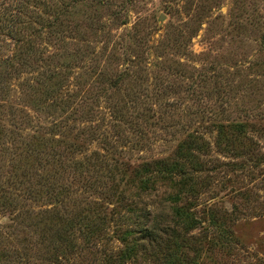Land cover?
I'll list each match as a JSON object with an SVG mask.
<instances>
[{
	"label": "rangeland",
	"instance_id": "374dc122",
	"mask_svg": "<svg viewBox=\"0 0 264 264\" xmlns=\"http://www.w3.org/2000/svg\"><path fill=\"white\" fill-rule=\"evenodd\" d=\"M0 264H264V0H0Z\"/></svg>",
	"mask_w": 264,
	"mask_h": 264
},
{
	"label": "trees",
	"instance_id": "16d2710c",
	"mask_svg": "<svg viewBox=\"0 0 264 264\" xmlns=\"http://www.w3.org/2000/svg\"><path fill=\"white\" fill-rule=\"evenodd\" d=\"M193 153H194V152H192V151H190V152H188V153L185 152V153H184V156H185L186 159H190L189 156H190L191 154H193ZM188 161H190V160H188ZM181 173H182V175H183V174H185V173H187V172H186L185 169L182 168V169H181Z\"/></svg>",
	"mask_w": 264,
	"mask_h": 264
}]
</instances>
